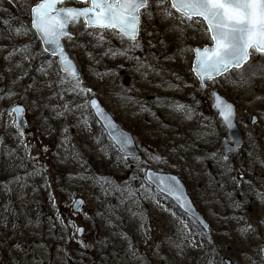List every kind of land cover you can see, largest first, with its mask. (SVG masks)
Masks as SVG:
<instances>
[{
    "label": "rangeland",
    "instance_id": "374dc122",
    "mask_svg": "<svg viewBox=\"0 0 264 264\" xmlns=\"http://www.w3.org/2000/svg\"><path fill=\"white\" fill-rule=\"evenodd\" d=\"M63 4L80 7L88 2ZM25 14V7L15 0L0 1V16L5 18V37L0 39V133L7 138L0 156L9 172L8 181H2L7 190L0 251L4 228L12 233L8 239H16L21 210L30 203L27 209L36 211V204L49 201L46 193L69 213V239L77 237L79 226L84 227L79 238H92L96 189L104 185L97 180L104 179L112 191L119 186L139 190L129 201L140 207L139 232L152 250L147 256L157 262L156 251L170 239L165 221L176 233L185 221L167 213L163 196L145 181L144 171L151 167L180 175L214 229L210 235L202 230L198 235L187 225L188 237H177L178 256L172 264L186 262L183 240L200 251L195 264H226L225 258L231 264H264V53L251 50L248 63L209 79L203 89L192 65L194 49L213 43L204 20L181 18L170 0H148L137 39L114 28L88 27L83 18L69 25L74 36H65L64 44L81 71L83 81L77 83L60 72L56 57L41 61V45L30 33ZM85 53L88 57L82 58ZM104 58H111L115 67L101 80L97 76ZM54 76L68 82V88L58 90ZM214 90L237 106L245 143L235 154L222 151L226 127L212 106ZM7 95L11 98L5 103ZM92 96L134 134L138 157H125L109 144L90 110ZM15 103L26 107L29 124L23 133L11 112ZM253 116L258 119L252 123ZM77 197L86 200L80 211L72 208ZM18 253L16 264H29L28 252ZM3 264L15 263L9 259Z\"/></svg>",
    "mask_w": 264,
    "mask_h": 264
},
{
    "label": "trees",
    "instance_id": "16d2710c",
    "mask_svg": "<svg viewBox=\"0 0 264 264\" xmlns=\"http://www.w3.org/2000/svg\"><path fill=\"white\" fill-rule=\"evenodd\" d=\"M15 1L22 7H25L26 14L24 15V21L31 30L30 33L37 44H40L36 34L32 30L30 14V9L37 0ZM4 20L5 18L0 16L1 40L5 37L3 35V31L5 30L2 27ZM87 48H90V46H87ZM94 49L91 48V50ZM40 51L42 56L41 61L45 62L50 56L43 50ZM84 57H88V54H83L82 58ZM111 60V58H104L102 60V69L99 70L100 75L97 76L99 79L105 80L104 77L107 75L108 69L115 67ZM38 65L39 61L37 60L35 67L37 68ZM54 78L58 90L63 91V89L66 90L68 88V82L58 81V76H54ZM6 94L12 95L13 92ZM8 95L3 98L5 103L11 98ZM109 144L112 145L110 141ZM1 157L0 217H2L5 211L4 193L7 190L6 187L3 188L4 184L2 181H8L9 179L8 169L3 164L5 158ZM100 181H104V185H107L104 179L97 180V182ZM35 184L38 190V182H35ZM115 184L119 185L117 182ZM58 185L62 186V183ZM104 185L96 189L98 194L96 195L95 222L93 224L94 232L92 238L82 239L70 236L69 239V213L61 207L60 202L55 200L51 194L48 195L46 193L49 201L41 206L36 204V207H39L35 209L36 211L27 209L29 206L31 208L32 205L29 203L27 207L26 202V210H21L20 213V227L18 228V233H16V239H8L7 237L12 233L4 228L3 239L5 241L3 249L0 251V264H3L7 260L9 261V259L16 264L15 258L19 254L18 251L25 250L29 254V264L30 261L31 264H36L41 259H43L42 264H172V258L178 256L177 237L181 239L188 237L186 231L188 230L187 225H190L196 234H200V228L192 220L180 213L169 199L163 197L168 205L167 213L172 214L173 217L178 214L179 219L183 218L185 223L181 225V229H178L176 233L170 221H165L170 239L168 238L159 247V250L156 251L157 262L154 263L152 257L147 256L152 251L147 247L148 239L141 236L139 232L142 222H138V220H140L141 216L137 217L138 220L136 216H138L140 207L135 205V202L129 201L135 193L139 195V190L119 186L112 191V187L107 188ZM56 191L59 192L58 187ZM142 210L145 211L144 208ZM145 215V212H143V218ZM182 243L188 247L185 264H190L191 262L195 264V261L201 255L200 251L192 248L189 241L183 240Z\"/></svg>",
    "mask_w": 264,
    "mask_h": 264
},
{
    "label": "snow or ice",
    "instance_id": "6c2138e0",
    "mask_svg": "<svg viewBox=\"0 0 264 264\" xmlns=\"http://www.w3.org/2000/svg\"><path fill=\"white\" fill-rule=\"evenodd\" d=\"M58 2L60 0H41L31 9L32 23L60 49L64 71L70 72H74V67L59 42L60 36L68 34L65 27L70 21L84 16L90 25L118 28L135 39L140 9L148 6V0H91V7L57 8ZM171 8L179 12L181 18L202 17L207 22L214 44L196 49L195 71L202 79L212 78L230 67H240L250 57V50L264 53V0H172ZM168 14L171 15V11ZM221 115L231 127V105H224Z\"/></svg>",
    "mask_w": 264,
    "mask_h": 264
},
{
    "label": "water",
    "instance_id": "95a60500",
    "mask_svg": "<svg viewBox=\"0 0 264 264\" xmlns=\"http://www.w3.org/2000/svg\"><path fill=\"white\" fill-rule=\"evenodd\" d=\"M63 1H66V0H60V2L57 3L56 7L57 8H84V7H91L92 6L91 0H77V1H81V2L90 1V5L83 6V7L62 5L60 7V3ZM171 3H172V0H171ZM37 4H35V5H37ZM35 5H33L32 8L35 7ZM142 9L143 8L140 9V15H141ZM53 15H55V12L53 13ZM90 15H94V14H90ZM31 18L33 21L34 15L32 14V12H31ZM81 18H84L88 27H97L100 29L106 28V27H100L98 25H90L88 23V19L84 16H81L78 20L70 21L66 25L65 32L68 33L66 35L73 36V34L69 32V24L71 22H78ZM205 23L207 25L206 21H205ZM32 28L35 31L36 35L38 36L44 50L47 53L58 58L61 71L63 73L68 74L72 78H74L77 82H79V83L82 82L83 77L81 75V71L79 70V67H78L77 63L75 62V60L70 56L69 52L65 48V45L63 42V37L66 35L60 36L59 42L63 48L64 53L67 55L68 59L72 62V65L74 67V72L64 71V67H63L62 62H61V56L59 55L60 49L57 48L54 43L49 42V40L47 38H45L36 29V27L33 25V23H32ZM138 28H139V26H138ZM116 29L119 31L118 28H116ZM210 35H211V33H210ZM138 36H139V30H138L136 38H138ZM127 37H129V36H127ZM129 38H131V37H129ZM213 44H214V41H213ZM212 45H207V47H211ZM205 47H203V48H205ZM203 48H201V47L195 48V59L193 62V71H194L195 75L197 76V78L200 80L201 86L204 88L206 86V80L209 78L204 77L202 79L201 76L197 75V72L195 71L196 60H197L196 49L202 50ZM249 58L247 60H245L240 67H242L249 60ZM240 67H237V68H240ZM232 68H234V67H230L228 69V71L231 70ZM226 72H222L219 75H214L212 78H217ZM89 105H90V108H91L95 118L100 123V125L103 127L107 136L110 138L112 143H114V145L118 148V150L122 154H124L125 156H128V157L139 156L140 155V148L137 144L135 136L129 130H127L125 127H123L122 124H120L115 119L113 114L106 108V106L100 101V99L95 97V96L92 97L89 101ZM224 105H231V107H232V117H231V125L232 126L231 127L228 126V122L221 115V108ZM213 107L217 109L220 118L222 119L223 123L225 124V126L227 128L228 137H223V139H222L224 152L226 154H228L230 152L233 153L237 149H239L243 145V142H244L243 134H242V132L238 126V123L236 121V118H237L236 106L233 102L228 100L225 96L220 94L218 91H213ZM16 108H19L21 111L20 112L13 111V109H16ZM12 112H14L16 115V118H15L16 125L19 127V129L21 131H25L27 128V118H26L25 106L22 104H15L12 107ZM256 120H257V118L254 117L253 122ZM4 140H5L4 135H0V151L2 149V145H3ZM230 140H232L234 144H232ZM229 145H231L230 150H228ZM144 177H145V180L148 184H150L153 188H155L160 194L168 197L182 213H184L186 216L194 219L198 223V225L206 233H209L211 231L210 222H208V220L206 219L203 212L197 208V206L195 205L191 195L189 194L188 187H187L186 183L178 174L172 173L169 171L155 170L153 168L148 167L145 169ZM84 205H85V199L79 197L74 201L72 207L74 210L78 211V210L82 209V207ZM83 233H84V227L83 226L78 227V230H77L78 236H82ZM262 253L264 255V246L262 248ZM226 262L228 264L231 263L230 260H226Z\"/></svg>",
    "mask_w": 264,
    "mask_h": 264
}]
</instances>
